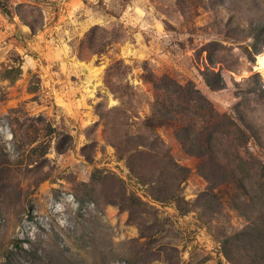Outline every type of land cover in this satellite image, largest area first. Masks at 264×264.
<instances>
[{
	"label": "rangeland",
	"instance_id": "1",
	"mask_svg": "<svg viewBox=\"0 0 264 264\" xmlns=\"http://www.w3.org/2000/svg\"><path fill=\"white\" fill-rule=\"evenodd\" d=\"M262 54L264 0H0V264H257ZM166 78L217 114L211 165L148 126Z\"/></svg>",
	"mask_w": 264,
	"mask_h": 264
},
{
	"label": "trees",
	"instance_id": "2",
	"mask_svg": "<svg viewBox=\"0 0 264 264\" xmlns=\"http://www.w3.org/2000/svg\"><path fill=\"white\" fill-rule=\"evenodd\" d=\"M207 82L213 89H222L226 84L225 79L217 73H214V78L212 80L207 77ZM208 102L209 100L203 96L202 92L197 89L193 83L183 85L169 78L163 79L161 82H155V102L152 104V116L147 119L148 126L153 127L156 121H160V125L164 122H175L179 126L180 132L177 136H179L182 142L187 146L190 153L200 158L202 164H204V160L208 158L206 163L211 165L212 159L217 157L215 144L217 143L218 137L221 135V131L218 128L220 125L213 121L217 114L213 112L212 108H210V111ZM198 116L201 117V124H204L206 131H208L205 146H202V143L198 142L195 136V134H197V121L195 120ZM228 129V133L231 134V136L236 135V137H234L235 140L239 138V136H237V131L243 133L241 128L236 125L234 121L231 122V120ZM237 146L238 148L242 147L243 143H237ZM117 149L120 151L119 146H117ZM120 152L122 154H127V152ZM178 168L181 171L189 170V167L182 165H178ZM211 172L214 174L213 176L215 178L220 179V173L215 174L217 169L214 168L209 172H203V174H205L206 178L210 179L212 178ZM228 174H232L236 179L235 173L232 171H228ZM183 178L185 179L186 175ZM248 231L242 233H246L248 237H252V233L255 229L250 228ZM261 231L260 229L259 232L261 233ZM260 247L264 249V239L261 241ZM256 255H258L255 256L257 264H264V251L262 250L261 253L257 252ZM228 257L234 259L230 255ZM254 260L255 259H253V262Z\"/></svg>",
	"mask_w": 264,
	"mask_h": 264
},
{
	"label": "bare ground",
	"instance_id": "3",
	"mask_svg": "<svg viewBox=\"0 0 264 264\" xmlns=\"http://www.w3.org/2000/svg\"><path fill=\"white\" fill-rule=\"evenodd\" d=\"M261 61H262V64L264 65V54H262Z\"/></svg>",
	"mask_w": 264,
	"mask_h": 264
}]
</instances>
